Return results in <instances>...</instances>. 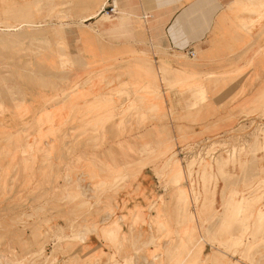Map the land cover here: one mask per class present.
I'll return each mask as SVG.
<instances>
[{
	"label": "rangeland",
	"instance_id": "rangeland-1",
	"mask_svg": "<svg viewBox=\"0 0 264 264\" xmlns=\"http://www.w3.org/2000/svg\"><path fill=\"white\" fill-rule=\"evenodd\" d=\"M102 1L0 0L2 25H37L0 37V264H264V110L221 131L206 90L185 99L190 74L144 53L129 79H82L78 19ZM197 141L218 155L196 168L177 148Z\"/></svg>",
	"mask_w": 264,
	"mask_h": 264
},
{
	"label": "crops",
	"instance_id": "crops-1",
	"mask_svg": "<svg viewBox=\"0 0 264 264\" xmlns=\"http://www.w3.org/2000/svg\"><path fill=\"white\" fill-rule=\"evenodd\" d=\"M234 1L108 0L117 11V15L112 16L123 15V18L106 22L99 16L87 21L88 33L80 40L86 68L77 69L75 74L94 81L129 79L124 75L127 73L124 66L135 63L141 53L147 54L146 58L155 65L162 60L160 63L164 67L190 74L193 84L185 92V99L192 101V95L206 90L212 97L211 116L207 121L224 120L218 124L221 131L231 127L228 118L252 109L264 110V53L261 52L264 49V12L252 6L237 12L230 7ZM245 1L254 6L264 2ZM66 32L68 51L75 54L76 28L69 27ZM190 49L198 58L188 60L194 66L185 63L179 55ZM246 49L250 50L245 54ZM192 67L195 68L191 70ZM157 76L163 79L160 71ZM99 85L101 91L108 88L104 83ZM161 85L164 88V84ZM189 120L199 122L197 118ZM182 124L191 126L188 122ZM196 125L201 124L192 125L195 126L193 132L199 133L201 129ZM67 141L73 142L74 137L70 136ZM71 159L75 158L67 160Z\"/></svg>",
	"mask_w": 264,
	"mask_h": 264
},
{
	"label": "bare ground",
	"instance_id": "bare-ground-1",
	"mask_svg": "<svg viewBox=\"0 0 264 264\" xmlns=\"http://www.w3.org/2000/svg\"><path fill=\"white\" fill-rule=\"evenodd\" d=\"M110 3V2H109ZM109 3H108V0H103L102 2H101V4L100 5H98V7L95 9V10H92L88 15H86V16H83V17H81V18H79L78 19V24L81 26V27H84L85 25V23L90 19V18H92V17H94V18H97V17H99L104 11H105V7L107 6V5H109ZM11 9L12 8H10V9H8L7 11L9 12H11ZM4 11H6V10H4ZM13 11V10H12ZM16 11V10H15ZM17 13V12H16ZM1 14H3V13H1ZM5 14H6V12H5ZM8 14V13H7ZM10 14V13H9ZM104 14V13H103ZM16 15V14H15ZM18 15H20V13L18 14ZM18 15H16V16H18ZM113 15H117V11L115 10L114 11V14ZM8 16V15H7ZM11 16V15H10ZM9 18H11V17H9ZM8 18V19H9ZM14 18H15V16H14ZM11 20V19H10ZM36 24L34 23V22H29V21H27V23L26 22H22V23H19V24H15V25H11V24H8V22L7 23H3V25H2V23H0V37H3L4 39H6L5 40V43H8V41L12 38V36H19V37H27L28 35H27V31L28 30H33V28H36ZM13 40V39H12ZM29 42V41H28ZM190 52H192V54H193V57L192 58H195V53L193 52V50L192 49H190V50H187V51H185V54L188 56V58L189 57H191L190 55H189V53ZM180 55H182L181 53H180ZM26 102H23V104L24 105H26L25 104ZM27 106V105H26Z\"/></svg>",
	"mask_w": 264,
	"mask_h": 264
},
{
	"label": "built area",
	"instance_id": "built-area-1",
	"mask_svg": "<svg viewBox=\"0 0 264 264\" xmlns=\"http://www.w3.org/2000/svg\"><path fill=\"white\" fill-rule=\"evenodd\" d=\"M105 10L109 14L113 15L115 11V6L109 4L105 7ZM189 55L193 57L192 52H190ZM239 123H243V122H239ZM243 124L247 125L248 121H244ZM200 142L202 141L194 142L193 144H190L186 147L177 148L178 157L179 159H181V162L183 164H186V161L194 160V162L196 163L195 166L196 165L198 166L199 164L201 165L202 162H206V161L212 162L215 159V157L218 155L217 152L208 153V151L205 148V146L208 143L205 142V144H200Z\"/></svg>",
	"mask_w": 264,
	"mask_h": 264
}]
</instances>
